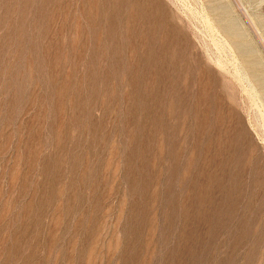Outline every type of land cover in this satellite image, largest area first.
Returning a JSON list of instances; mask_svg holds the SVG:
<instances>
[{
	"label": "rangeland",
	"instance_id": "374dc122",
	"mask_svg": "<svg viewBox=\"0 0 264 264\" xmlns=\"http://www.w3.org/2000/svg\"><path fill=\"white\" fill-rule=\"evenodd\" d=\"M0 264H264V0H0Z\"/></svg>",
	"mask_w": 264,
	"mask_h": 264
}]
</instances>
